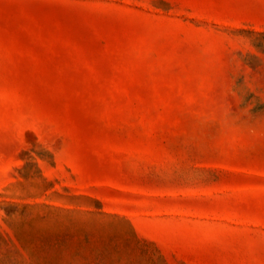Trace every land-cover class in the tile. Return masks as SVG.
Wrapping results in <instances>:
<instances>
[{"label": "rangeland", "instance_id": "obj_1", "mask_svg": "<svg viewBox=\"0 0 264 264\" xmlns=\"http://www.w3.org/2000/svg\"><path fill=\"white\" fill-rule=\"evenodd\" d=\"M0 264H264V0H0Z\"/></svg>", "mask_w": 264, "mask_h": 264}]
</instances>
